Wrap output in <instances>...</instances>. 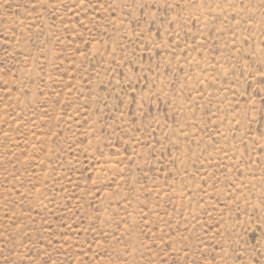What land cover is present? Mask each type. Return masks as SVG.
Here are the masks:
<instances>
[{
  "label": "rangeland",
  "instance_id": "rangeland-1",
  "mask_svg": "<svg viewBox=\"0 0 264 264\" xmlns=\"http://www.w3.org/2000/svg\"><path fill=\"white\" fill-rule=\"evenodd\" d=\"M0 264H264V0H0Z\"/></svg>",
  "mask_w": 264,
  "mask_h": 264
}]
</instances>
